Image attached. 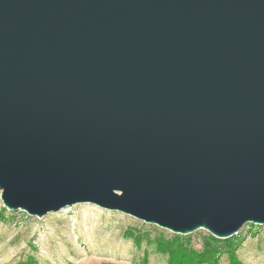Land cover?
I'll return each mask as SVG.
<instances>
[{"label": "water", "instance_id": "1", "mask_svg": "<svg viewBox=\"0 0 264 264\" xmlns=\"http://www.w3.org/2000/svg\"><path fill=\"white\" fill-rule=\"evenodd\" d=\"M0 190L38 217L264 225V0H0Z\"/></svg>", "mask_w": 264, "mask_h": 264}, {"label": "rangeland", "instance_id": "2", "mask_svg": "<svg viewBox=\"0 0 264 264\" xmlns=\"http://www.w3.org/2000/svg\"><path fill=\"white\" fill-rule=\"evenodd\" d=\"M201 264H264V225L248 222L219 238L182 234L130 214L78 203L43 217L9 210L0 190V264H170L172 249Z\"/></svg>", "mask_w": 264, "mask_h": 264}, {"label": "trees", "instance_id": "3", "mask_svg": "<svg viewBox=\"0 0 264 264\" xmlns=\"http://www.w3.org/2000/svg\"><path fill=\"white\" fill-rule=\"evenodd\" d=\"M172 259L170 264H189L188 256L179 249H172ZM231 264H243L240 260L236 258V256L232 255ZM190 264H201L200 261L192 260Z\"/></svg>", "mask_w": 264, "mask_h": 264}]
</instances>
